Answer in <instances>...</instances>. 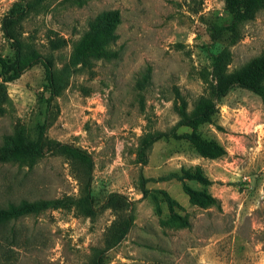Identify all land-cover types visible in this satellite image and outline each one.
Segmentation results:
<instances>
[{
	"label": "rangeland",
	"instance_id": "1",
	"mask_svg": "<svg viewBox=\"0 0 264 264\" xmlns=\"http://www.w3.org/2000/svg\"><path fill=\"white\" fill-rule=\"evenodd\" d=\"M236 1L243 12L251 0ZM17 2L0 0L6 58L13 50L2 20ZM13 33L52 58L62 90L49 100L41 64L12 81L0 70V147L34 142L46 123L47 139L92 156L97 212H81L66 157L0 162V207L70 202L0 223V264H264V101L238 86L217 99L212 75L223 49L230 72L264 58V7L238 20L227 0H45ZM51 39L64 43L51 50ZM200 97L214 104L213 123L192 129L181 122L182 102L190 114ZM194 133L226 154L203 157ZM203 192L215 203L195 204ZM110 194L125 203L103 207ZM125 214L128 234L102 253Z\"/></svg>",
	"mask_w": 264,
	"mask_h": 264
},
{
	"label": "trees",
	"instance_id": "2",
	"mask_svg": "<svg viewBox=\"0 0 264 264\" xmlns=\"http://www.w3.org/2000/svg\"><path fill=\"white\" fill-rule=\"evenodd\" d=\"M45 0H18V2L8 11L2 20V32L4 37L10 42L13 50L12 58L0 56L1 74L7 81L18 79L25 71L36 64H41L48 82L49 100H53L61 93L60 80L55 72L54 63L51 57L43 56L37 48L21 40L13 33L14 26L20 22L29 12L41 5ZM236 0H227L229 9L238 20H250L254 18L257 10L264 7V0H251L243 12L234 9ZM116 15V14H115ZM62 39H51L48 42L49 49L57 50L63 45ZM231 63V54L229 50L223 49L215 58L213 63V79L215 86L213 94L217 99L225 96L233 87L238 86L251 91L264 101V58H255L250 60L240 69L230 72L228 67ZM186 103L182 102L181 122L182 124L197 129L200 126L213 123L215 106L210 98L200 97L192 112H185ZM46 123L38 131L37 139L32 143L21 144L8 138L6 143L0 147V162L5 163L8 160H15L19 163H34L42 159L47 153H56L70 160L78 172V178L81 183L83 198L80 200V210L85 216H93L97 210L93 206L91 197V184L94 169L92 156L71 144L51 141L45 137ZM196 148L203 157L217 158L224 156L226 151L218 143L202 139L194 133L191 137ZM151 143L146 140V145ZM196 180L204 186L211 185L212 182L202 175H197ZM199 198L193 199L195 204L205 207L215 203V199L208 193L203 192ZM125 203L123 196L119 194H110L103 207L116 208L117 205ZM69 201L63 200H37L30 202L22 200L19 204H10L7 208L0 207V223L18 219L30 214H36L47 209H56L69 205ZM133 223L132 215H119L112 223L105 234V249L102 253L114 248L128 234ZM100 253V254H102ZM96 264H100L97 259Z\"/></svg>",
	"mask_w": 264,
	"mask_h": 264
}]
</instances>
